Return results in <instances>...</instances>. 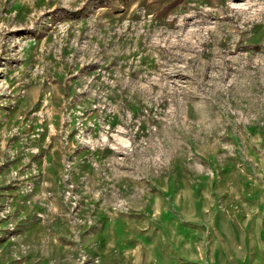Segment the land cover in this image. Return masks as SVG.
Here are the masks:
<instances>
[{
  "label": "rangeland",
  "instance_id": "374dc122",
  "mask_svg": "<svg viewBox=\"0 0 264 264\" xmlns=\"http://www.w3.org/2000/svg\"><path fill=\"white\" fill-rule=\"evenodd\" d=\"M264 0H0V264H264Z\"/></svg>",
  "mask_w": 264,
  "mask_h": 264
},
{
  "label": "built area",
  "instance_id": "2783aa9c",
  "mask_svg": "<svg viewBox=\"0 0 264 264\" xmlns=\"http://www.w3.org/2000/svg\"><path fill=\"white\" fill-rule=\"evenodd\" d=\"M262 237H263V241H264V225H263V229H262Z\"/></svg>",
  "mask_w": 264,
  "mask_h": 264
}]
</instances>
